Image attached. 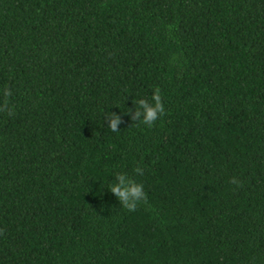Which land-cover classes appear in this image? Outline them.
<instances>
[{
	"label": "trees",
	"instance_id": "trees-1",
	"mask_svg": "<svg viewBox=\"0 0 264 264\" xmlns=\"http://www.w3.org/2000/svg\"><path fill=\"white\" fill-rule=\"evenodd\" d=\"M0 264H264V0H0Z\"/></svg>",
	"mask_w": 264,
	"mask_h": 264
},
{
	"label": "clouds",
	"instance_id": "clouds-1",
	"mask_svg": "<svg viewBox=\"0 0 264 264\" xmlns=\"http://www.w3.org/2000/svg\"><path fill=\"white\" fill-rule=\"evenodd\" d=\"M151 102L144 98L135 101L138 110L134 113L139 120L145 125L151 127L152 123L157 120L158 115H162L164 111L159 89H154L151 97ZM119 116L113 115L108 121V128L112 132H117ZM136 173H140V169H135ZM114 180L107 183V189L119 201L120 205L132 210L137 203L145 199V192L142 182L132 179L123 172H114Z\"/></svg>",
	"mask_w": 264,
	"mask_h": 264
}]
</instances>
